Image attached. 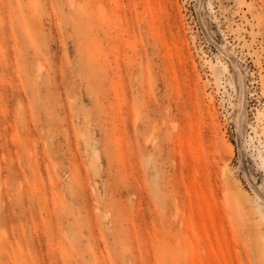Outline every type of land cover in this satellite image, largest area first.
<instances>
[{
    "label": "rangeland",
    "instance_id": "obj_1",
    "mask_svg": "<svg viewBox=\"0 0 264 264\" xmlns=\"http://www.w3.org/2000/svg\"><path fill=\"white\" fill-rule=\"evenodd\" d=\"M0 264H264V0H0Z\"/></svg>",
    "mask_w": 264,
    "mask_h": 264
},
{
    "label": "bare ground",
    "instance_id": "obj_2",
    "mask_svg": "<svg viewBox=\"0 0 264 264\" xmlns=\"http://www.w3.org/2000/svg\"><path fill=\"white\" fill-rule=\"evenodd\" d=\"M224 166H225V165H224ZM225 170H226V168L224 169V172H225ZM224 172H223V173H224ZM224 176H225V175H224ZM226 176H227V178H228L230 175H229V176H228V175H226ZM229 178H230V177H229Z\"/></svg>",
    "mask_w": 264,
    "mask_h": 264
}]
</instances>
